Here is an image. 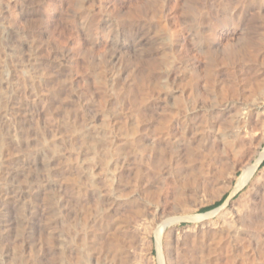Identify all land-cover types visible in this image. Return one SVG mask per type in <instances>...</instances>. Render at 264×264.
<instances>
[{
  "label": "rangeland",
  "instance_id": "374dc122",
  "mask_svg": "<svg viewBox=\"0 0 264 264\" xmlns=\"http://www.w3.org/2000/svg\"><path fill=\"white\" fill-rule=\"evenodd\" d=\"M235 8L0 0V264H95L105 221L136 211L156 216L129 231L137 264H264V165L234 194L264 151L255 28Z\"/></svg>",
  "mask_w": 264,
  "mask_h": 264
},
{
  "label": "bare ground",
  "instance_id": "6f19581e",
  "mask_svg": "<svg viewBox=\"0 0 264 264\" xmlns=\"http://www.w3.org/2000/svg\"><path fill=\"white\" fill-rule=\"evenodd\" d=\"M235 2H236V8L233 9L235 14L242 15L245 17H247L246 16L247 14H248V16L249 15L252 16L251 20L253 21L254 28H255L254 32L252 33L253 36H251V39H249L250 43L248 42L249 45L247 44L249 46L248 47L249 48L248 49V56L250 57V60L252 63L251 73L248 74V76L245 75L246 76L245 86H246V88L252 89V87L254 86L256 81L260 77H262V75H264V0H235ZM248 19H249V17H248ZM241 50H243V48H241ZM248 68H250V67H248ZM261 79H259V80H261ZM262 80H263V82L262 81L257 82L258 83L257 85H258V90L260 92L264 93V79H262ZM224 107H226L225 109L228 110L230 108V104L226 103V105ZM260 154L261 155H260L259 160L257 161L256 164H252V169H251L250 173L248 174L247 178L237 187L234 194L239 192V191H242L251 182L254 174L260 169V167L264 161V151L261 152ZM259 182H261V181L259 180ZM259 182L257 183V184H259L258 185L259 190H261L262 195L264 196V183H259ZM225 205L226 204H224V206ZM255 207H256V205H255ZM222 208H223V206H222ZM261 209H264V202H263V205L261 206ZM253 212H254L253 210H247V211L245 210V211H240L235 216H233L234 224L231 226V233L237 234V230H239V229H237V225H240V224L243 225L245 223H251L252 224L253 223ZM132 213L137 215L138 218H141V219L144 218L143 221L141 220L143 223L135 224V225H131V224L129 225V223L131 222L129 219L126 220V219H122L121 216L119 218L117 216L114 217L115 215L114 216L109 215L110 217H112V220H110V221L107 220V222L105 221L104 234L98 233L96 236L97 238L94 237L97 240V241L94 240L95 241V243H94L95 248L94 249L97 251L96 252L97 257L96 256L94 257L95 264H137L135 253H136V247L138 246L137 245V239H139V236L137 238V235L135 233L140 234V232H143L142 230L149 228L148 225H149L150 221H147V219L150 217L154 218L156 216L153 213L147 214L145 212H140V211H136V212H132ZM146 217H148V218L146 219ZM171 223L172 222H170V221H168V222L162 221L161 225L164 228L163 231H165L166 227L171 225ZM128 228H129V230H128ZM131 228L133 229L132 231H134L135 233L132 231L129 232L131 230ZM163 236H164V240L166 241V247H169V245H171V242H172V241L170 242V240H171L170 235L168 234V232L165 231V232H163ZM178 249H176V252ZM173 254H172V256H174ZM179 256H180V251H179V253L177 252L175 254V258L169 257V258H171L170 262L174 263V261L176 259H178ZM184 262H185L184 264H203L204 257L199 256V257H196L194 259H185Z\"/></svg>",
  "mask_w": 264,
  "mask_h": 264
},
{
  "label": "trees",
  "instance_id": "16d2710c",
  "mask_svg": "<svg viewBox=\"0 0 264 264\" xmlns=\"http://www.w3.org/2000/svg\"><path fill=\"white\" fill-rule=\"evenodd\" d=\"M262 165H264V161H263ZM221 204H222V203H219V204L215 205V207L208 208V209H205V210H206V211L213 210V209H215V208L221 206Z\"/></svg>",
  "mask_w": 264,
  "mask_h": 264
}]
</instances>
